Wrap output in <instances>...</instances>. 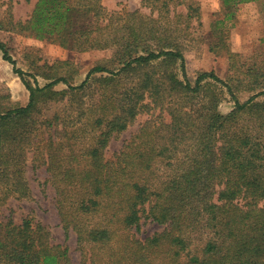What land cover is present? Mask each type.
I'll list each match as a JSON object with an SVG mask.
<instances>
[{
  "label": "trees",
  "instance_id": "1",
  "mask_svg": "<svg viewBox=\"0 0 264 264\" xmlns=\"http://www.w3.org/2000/svg\"><path fill=\"white\" fill-rule=\"evenodd\" d=\"M141 4L151 13L109 10L102 0H36L26 19L7 13L0 20L1 30L68 51H113L110 66L94 64L75 84L60 72L67 60L41 64L33 56L25 71L0 40L2 59L28 91L26 104L13 107L0 95V204L30 196V151L32 169L44 166L54 187L65 239L70 230L76 235L79 264H264V146L250 132L264 142V63L239 65L227 48L234 74L260 87L244 101L236 93L241 81L203 71L191 82L184 51L191 22L201 23L199 8L187 0ZM210 81L230 94L227 113ZM151 108L159 114L107 157L110 141ZM141 218L166 227L140 240L131 229ZM0 264L73 263L68 247L27 215L0 221Z\"/></svg>",
  "mask_w": 264,
  "mask_h": 264
},
{
  "label": "rangeland",
  "instance_id": "2",
  "mask_svg": "<svg viewBox=\"0 0 264 264\" xmlns=\"http://www.w3.org/2000/svg\"><path fill=\"white\" fill-rule=\"evenodd\" d=\"M200 11V22L198 25L192 21L189 28L191 34L186 41L184 57L185 69L188 79L193 82L198 73L212 71L221 79L231 84L241 81L240 88L236 91L238 99L244 101L252 94L258 92L260 87H252L251 82L244 75L234 74L230 67L226 54L227 48L239 55L238 64L242 63L247 67L252 64L264 63V0H252L235 5H227L222 0H187ZM109 10H139L148 15L150 9L141 4V0H102ZM33 8L31 0H0V20H3L7 13L15 19H26ZM176 10L185 12L183 5H177ZM153 12L152 14H154ZM231 15V17H229ZM226 16V17H225ZM228 16V17H227ZM0 40L9 48V52L16 61L17 67L28 71L29 61L34 56L38 63L52 64L67 60L60 68V72L71 74L73 83H80L88 69L97 63L111 65L110 58L113 54L111 48L92 50L86 52L68 51L60 47L57 42L47 39H39L29 33H17L0 29ZM30 48H33L32 55H27ZM236 60V59H234ZM235 62H232V64ZM245 67V68H246ZM180 76V73H179ZM38 83L43 85L47 80L37 77ZM213 88L219 95L218 110L227 113L233 107V100L226 88L220 84L210 81ZM65 86L58 84L57 89ZM0 95L4 98L1 103L6 106L25 105L28 100V91L20 78L12 71L9 62L1 57L0 52ZM264 100V95L258 96ZM56 107L52 106L51 111ZM159 114L158 108H151L141 111L134 121L122 133L115 136L108 144L105 155L110 157L113 152L118 151L125 139L135 133L137 128L146 120ZM162 117L168 120L166 112ZM254 142L264 146L260 134L250 128ZM25 179L30 187V196L26 198L11 197L6 203L0 204V221H5L9 216L18 223L25 216L30 215L34 220L45 225L53 243H64L68 247L69 257L73 264L81 262V250L76 243V235L70 230L65 239L64 230L60 223L54 205V187L48 182L44 166L36 170L32 169V152H28L25 162ZM259 206L264 207V200ZM166 224L158 223L149 218H141L137 228H132L131 233L140 240L160 232Z\"/></svg>",
  "mask_w": 264,
  "mask_h": 264
},
{
  "label": "crops",
  "instance_id": "3",
  "mask_svg": "<svg viewBox=\"0 0 264 264\" xmlns=\"http://www.w3.org/2000/svg\"><path fill=\"white\" fill-rule=\"evenodd\" d=\"M35 1H36V0H31V3L33 4V6H34Z\"/></svg>",
  "mask_w": 264,
  "mask_h": 264
}]
</instances>
